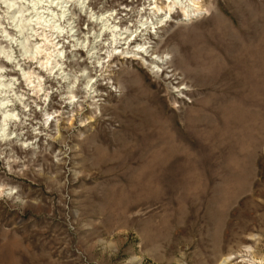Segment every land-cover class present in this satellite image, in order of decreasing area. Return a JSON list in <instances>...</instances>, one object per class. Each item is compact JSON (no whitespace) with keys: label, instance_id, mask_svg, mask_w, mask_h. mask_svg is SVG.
<instances>
[{"label":"rangeland","instance_id":"rangeland-1","mask_svg":"<svg viewBox=\"0 0 264 264\" xmlns=\"http://www.w3.org/2000/svg\"><path fill=\"white\" fill-rule=\"evenodd\" d=\"M8 1L0 264H264V0Z\"/></svg>","mask_w":264,"mask_h":264},{"label":"bare ground","instance_id":"bare-ground-1","mask_svg":"<svg viewBox=\"0 0 264 264\" xmlns=\"http://www.w3.org/2000/svg\"><path fill=\"white\" fill-rule=\"evenodd\" d=\"M151 1H153V0H151ZM156 1L157 0H154L153 3H150V5L153 4L152 9H153L154 12H156V13L164 12L165 15H170L172 12L175 11L176 8H179L181 13L183 14L184 18L187 19V20L199 16L204 11V7L201 4L200 0H163L164 1V5H162V6L157 5ZM4 3L6 4L5 8L7 9V12L12 13V15H11L12 17L11 18H12L13 22H16L15 23L16 26L19 27L18 22L26 20V18L21 20L22 10L19 9V7L13 8L14 7V2L13 1L4 0ZM37 19H39V17ZM164 20H165V18L160 17L156 23L157 24L162 23ZM141 22H142V25H144L148 21L146 20V21H141ZM38 23H40L39 20H38ZM152 24H153V22H152ZM121 34H123V33H120V36H121ZM44 35H47V34H44ZM134 36L135 37H133V35L129 34L128 38L125 39V43H128L131 40L133 42L136 41V36L137 35L135 34ZM40 41L41 42L35 43L34 51L29 55L28 58H30L31 61L32 60H36V62L40 65V67L42 69H46V71L48 70L49 73H52L54 71V69H56V68H57V71L59 72L60 65H61L59 56H60V54L62 52V50H61L62 46L58 47V45H60L59 43H56V44H53L54 42L51 43V41L48 40V37H46V36H44ZM116 41H117V39H116ZM114 42H115V40H114ZM21 44L22 45L24 44L23 46H25V41L21 42ZM49 44L53 45L52 46V48H53L52 50H50L51 47L48 46ZM139 45H140L139 46L140 48L137 49L138 52L143 50V48L145 46V43L144 44L140 43ZM41 54H42V56H41ZM6 58L8 59V56ZM7 59L5 60L6 62L8 61ZM57 71H55V73ZM34 73H35V71L34 72H31V71L30 72H24L23 76H24L25 81L28 82V84H30L32 86L31 88H32L33 92L36 95H38V93H40V91L43 90V86L41 84V76L39 74H36V77H35L37 79V81L31 80V75H33ZM55 73H54V75H55ZM58 74H60V73H58ZM0 84H1V82H0ZM131 88H132L133 91L138 90L137 88H134V87H131ZM70 97L74 98L75 95L71 94ZM0 106H4V103L2 102L1 99H0ZM14 114H15L14 112H12L10 114H4L5 115V119L3 121H5L6 118L7 119H12ZM48 115H50V114H48ZM144 205H145V209H147V208L149 209L148 210L149 212H153L154 210L158 209V207L157 208L155 207L158 204L156 202L150 201V199L144 200L142 206H144ZM153 207H155V208H153Z\"/></svg>","mask_w":264,"mask_h":264}]
</instances>
